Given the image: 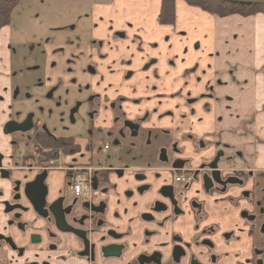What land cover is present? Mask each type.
<instances>
[{
	"label": "flooded vegetation",
	"instance_id": "1",
	"mask_svg": "<svg viewBox=\"0 0 264 264\" xmlns=\"http://www.w3.org/2000/svg\"><path fill=\"white\" fill-rule=\"evenodd\" d=\"M102 31L81 45L49 47L39 57L42 88L88 92L73 98L60 132L34 123L31 113L13 120L20 89L3 76L18 59L10 56L15 62L0 74L6 93L0 95L6 107L0 131L7 139L0 147V264H264V209L254 180L264 173L233 165L242 153L230 152L221 133L179 134L178 121L165 122L173 113L159 110L162 95L137 96L140 84L127 83L134 62L146 72L182 56L165 53L160 39L146 48L140 35ZM66 49L78 57L62 66ZM118 52L125 58L114 60ZM78 62L82 67L75 69ZM117 65L129 68L118 82L111 69ZM104 69L113 79H93ZM148 102L154 106L132 110ZM28 116V131L4 132L7 123ZM100 139L105 143L97 155L113 151L112 157L100 163L81 158ZM82 172L89 190L81 199L69 186Z\"/></svg>",
	"mask_w": 264,
	"mask_h": 264
},
{
	"label": "crops",
	"instance_id": "2",
	"mask_svg": "<svg viewBox=\"0 0 264 264\" xmlns=\"http://www.w3.org/2000/svg\"><path fill=\"white\" fill-rule=\"evenodd\" d=\"M115 2L112 5L111 0H108L103 5H98L104 9L105 14L93 7L91 20L98 22L99 18H102L101 20L105 22L108 20V24L114 20L112 24L114 25L117 17L115 19L112 12H107V9H115ZM127 2L136 5L133 10L139 16L132 18L135 21L131 22L133 23L131 30L134 33L129 36L140 35L144 40L142 46L147 48L149 42L158 41L154 37H160L161 29L164 30L158 22L160 0H156L157 12H153L150 22L141 21L145 17L142 16L143 10L150 4L149 0ZM174 13V22L165 26H176L175 29L183 30L186 28V22L190 25L193 20L199 27L208 30L210 48L204 51L205 59L193 57L188 53L170 52L169 55L173 58L176 55L179 58L182 56L181 62L178 63L176 57L173 65L157 66L155 68L157 76L154 68L141 72L134 62L132 65L134 73L127 83H132V86L140 84V93H137V96L162 95L164 100L159 110L173 113L172 119L168 118L165 122L169 124L173 120L178 121L176 123L180 126L179 134L193 133L200 137L221 133V142L232 147L229 149L230 152L242 153V158L234 160L233 165L247 166L249 170L264 173V16L211 15L197 7L187 5L183 0L175 1ZM216 28L221 30L218 31ZM2 31L1 36L6 38L2 45L6 56L5 62L0 60V74L8 70L13 63L10 61L8 51L10 30L7 26ZM179 47L181 51L183 48L180 45ZM228 54L245 55L247 58L229 61ZM221 55L227 57L221 60L219 58ZM114 56V60L125 58L121 52ZM77 57L76 51L66 49L61 54L60 64L69 66L66 61L73 63L75 61L72 59L76 60ZM80 65L79 62L75 63L74 68H81ZM114 68L117 69L114 73L116 82L121 81L122 73L129 69L121 65L113 66L111 69ZM101 75L108 82L113 79L108 69L99 72L93 79H98ZM4 79L0 77V95L3 92ZM151 87H155L153 92ZM202 94H207L203 100L200 98ZM192 98H198V101H187ZM152 106L154 104L148 102L132 110H143L145 107L150 109ZM5 119L6 107L3 105L0 106V126ZM6 142L7 139L2 137L0 131V147Z\"/></svg>",
	"mask_w": 264,
	"mask_h": 264
},
{
	"label": "rangeland",
	"instance_id": "3",
	"mask_svg": "<svg viewBox=\"0 0 264 264\" xmlns=\"http://www.w3.org/2000/svg\"><path fill=\"white\" fill-rule=\"evenodd\" d=\"M106 1L108 0L19 1L12 12L11 20L8 25L10 30V47L8 48V51L11 54V58L18 59V64L13 65L10 68L9 73L4 74L3 76L10 81L12 89L15 87L20 89L19 95L16 96V99L11 105L10 117L13 120L21 121L26 114L31 113L33 114L34 123L46 126L51 132H60L62 128L68 126V111L73 98L80 99L83 96H86L88 92L85 89L74 87H54V89H48L47 87L42 88L41 83L43 80V74L40 69L43 70L45 65L44 59L39 60V57H44L48 48L52 46L61 47L72 44L81 45L84 42H87L91 35L100 36L102 30H105L108 33L110 32L111 34L115 32H126L127 36L134 33L132 32L131 27L133 23H135V17L139 18V16L138 13L133 10V7L136 5L127 2V0H111L112 5L114 4V1H116L115 9L110 10L108 8L107 12L111 11L115 19L117 17V21H115L114 25H112L114 20L112 23L108 24V20L105 22L104 20H101L102 18H99L98 22L94 21L93 24L91 23L92 8L95 7L100 13L105 14L106 12L103 13L104 9L98 7V5L101 6ZM149 1L150 4L145 10H143L142 16H145L144 19L141 20L143 22H146V20L150 22L151 16L157 8L156 0ZM260 9L261 8L256 7L255 10L262 12L263 10ZM179 11H181V9H179ZM261 12L246 16L263 17L264 14ZM228 15L243 16L239 13H232L224 16ZM246 16L244 15L243 17ZM132 18L134 19L132 20ZM93 25L97 26L93 27ZM194 25L196 27H193ZM160 27L165 30V33H163L164 30L161 29L160 37H154V39H160L159 46L165 53H188L193 57L205 59L204 51L210 47L208 46V30H205L204 27H199V25L193 20L190 25L186 22V28L183 30L175 29L176 26L160 25ZM106 28H109L110 30L107 31ZM216 30L220 31L221 29L216 28ZM1 33H3L2 29L0 30V60L5 62V49L2 45H4L6 38L2 37ZM179 45L183 48L181 51ZM196 45H198L197 48ZM226 57L227 56L225 55H221L219 58L222 60ZM241 57L242 59L247 58L245 55L228 54L229 61L240 60L239 58ZM14 59H12V62H15ZM29 61L32 63L35 62L36 67L33 71L32 68L26 64ZM25 68H30V70ZM21 69L25 70H22L21 72ZM19 73H21V77H19ZM3 94L6 93L3 92ZM25 94L26 96L29 94L30 97H25ZM82 117L85 120L84 115H82ZM110 141L111 140H108L109 143H111ZM104 143L105 141L100 139L92 150L94 152H91V154L89 152H84L81 155V158L88 161L90 160L94 163L108 160L112 157L113 151L109 154L111 156H106L104 154L97 155L96 153L98 149H101ZM254 176L257 177V179L254 178L256 183V195L259 196L262 202L261 207L264 209V175L256 173ZM60 178L61 181L64 180L63 175ZM261 222L264 223V213L261 216ZM260 240L261 243H264V233H261Z\"/></svg>",
	"mask_w": 264,
	"mask_h": 264
},
{
	"label": "trees",
	"instance_id": "4",
	"mask_svg": "<svg viewBox=\"0 0 264 264\" xmlns=\"http://www.w3.org/2000/svg\"><path fill=\"white\" fill-rule=\"evenodd\" d=\"M20 0H0V30L8 26L11 20V15L14 8ZM176 0H161L160 10L158 14V22L161 25H170L174 22V6ZM187 5L197 7L202 11L210 14L224 16L232 13H239L241 15H253L261 11L255 10L256 7L263 10L264 5H247V4H233L221 0H183ZM255 8V9H254Z\"/></svg>",
	"mask_w": 264,
	"mask_h": 264
},
{
	"label": "water",
	"instance_id": "5",
	"mask_svg": "<svg viewBox=\"0 0 264 264\" xmlns=\"http://www.w3.org/2000/svg\"><path fill=\"white\" fill-rule=\"evenodd\" d=\"M233 4H247V5H264V0H221ZM31 128V116H28L26 120L20 124L15 122H9L4 128L5 133L12 132H26Z\"/></svg>",
	"mask_w": 264,
	"mask_h": 264
},
{
	"label": "built area",
	"instance_id": "6",
	"mask_svg": "<svg viewBox=\"0 0 264 264\" xmlns=\"http://www.w3.org/2000/svg\"><path fill=\"white\" fill-rule=\"evenodd\" d=\"M106 149V146H104ZM70 192L79 198H86L89 190V177L85 172L74 175L71 179Z\"/></svg>",
	"mask_w": 264,
	"mask_h": 264
}]
</instances>
